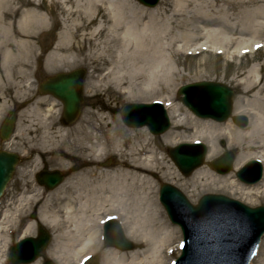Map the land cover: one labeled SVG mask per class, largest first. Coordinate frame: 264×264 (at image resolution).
<instances>
[{
	"label": "bare ground",
	"instance_id": "1",
	"mask_svg": "<svg viewBox=\"0 0 264 264\" xmlns=\"http://www.w3.org/2000/svg\"><path fill=\"white\" fill-rule=\"evenodd\" d=\"M2 1L7 0L0 2L8 8L7 2ZM50 1L49 6L55 11L50 17L41 12L38 0L24 2L15 24L26 32L31 30L46 34L53 31L57 23L59 29L55 42L51 51L44 56V63L51 69L95 63L100 67V79L106 93L105 107L94 111L90 122L88 120L86 123V117H83L74 126L75 154L57 153L59 161L79 159L87 165L75 176L67 178L55 191H60L66 224L63 234L68 237L67 243L58 248H71L70 253L74 257L99 251V215L107 210L116 211L122 219L125 235L136 242L140 250L120 254L115 249H108L103 254L102 264H164V247L173 243L176 232L173 226L164 221L155 200V186L148 175L163 169L170 162L165 154L167 147L187 141V137L178 132L183 129L194 132L196 136L193 141L206 140L208 160H213L219 152L214 137L217 135L224 136L229 147L238 151L233 172L216 174L210 167L214 159L207 164L208 168L200 166L192 173V185L196 181H204L217 190H231L243 199L260 197L264 201V75H259L256 64L240 73L243 75L239 82L242 95L234 102L237 114L249 119L245 128L229 122L217 125V122L192 115L191 127H188L185 116L181 118L171 99H159L165 107L171 129L159 136L161 147L154 148L151 145L155 139L149 137L147 130L129 132L118 124L112 112L106 114L113 110L110 101L116 102L121 98L138 101L168 93V87L178 76L172 65L173 54L178 52L173 47L178 41L183 46L201 42L202 52L218 47L230 54L229 50L236 46L239 52L248 53L247 50L258 43L261 48L255 54L263 51L264 0H165L168 2V15L163 12L164 17L159 16V10L143 8L134 0ZM250 4L259 5L249 7ZM236 8L241 11L239 26L233 22L232 12ZM176 29H181L180 36L170 37L171 31ZM242 33L245 34L240 40L238 37ZM229 34L233 38H229ZM255 39L258 41L248 47V43ZM7 55L10 57V54ZM37 105L28 109H39ZM95 121L97 127L94 126ZM84 122L86 128H83ZM55 127H59V133L63 125L59 121ZM47 140L39 138L43 146ZM109 154L117 158L118 166L113 170L102 168ZM250 159L263 166L262 178L255 184H245L233 174ZM175 171L172 173L177 177L180 172ZM183 186L188 187L186 182ZM67 187L71 188L69 192L64 191ZM25 195H21L19 206L26 200ZM18 210L19 207L15 208L14 215ZM58 214L46 208L39 213L38 219L44 225L55 228L59 223ZM33 224V221L28 224L24 235L33 232ZM58 238L56 236L54 240ZM248 238H252V233ZM212 241L216 244L219 261L215 259L210 264H227L232 242L219 237ZM6 248L7 244L0 237V264H6L3 262ZM58 253L55 247L50 257L58 264H66Z\"/></svg>",
	"mask_w": 264,
	"mask_h": 264
},
{
	"label": "rangeland",
	"instance_id": "2",
	"mask_svg": "<svg viewBox=\"0 0 264 264\" xmlns=\"http://www.w3.org/2000/svg\"><path fill=\"white\" fill-rule=\"evenodd\" d=\"M26 1L28 0H7V1H2V2H7V6H9V8H12V10L15 9V11L18 12L21 5ZM134 1L136 2L137 5H139V3L136 0ZM235 2H238V1H235ZM38 3L41 4V10L43 11V13L47 15V17H50V15H53L55 13V11L49 6L52 3L50 0H38ZM167 5H168L167 1L160 0L157 7L154 8L155 10L154 9H148V10H154V11L159 10L158 12L159 16L164 17V15H162L163 12H165L166 15H168ZM258 5L259 4H250L249 7L258 6ZM56 9L57 7L55 6V10ZM239 9L240 8H236L232 12L233 19H234L233 22L237 24L238 26L240 24V19H241V15H240L241 11ZM10 12L11 14L8 15V17L10 19H13L15 17L14 16L15 14L12 13V11ZM15 23L16 21H12L7 24L0 25V32L5 35V38L11 36L12 33H19L22 35L25 34V31L20 30L17 27V24ZM34 26L37 27L36 25ZM58 29H59V25L56 23L53 29L55 30V34L53 31L52 35L43 37L42 39L43 48L41 49H46L48 45V39L51 41H53V38L55 39ZM180 30L181 29H176V30L171 31L172 33L170 34V37H179L180 32H181ZM244 34L245 33H242V35H240L238 39L240 38V40H243L242 36H244ZM227 36L229 38H233L230 34ZM10 38L12 39V37ZM257 41L258 40L256 39L251 41L250 43H248V47L252 43L257 42ZM22 42L23 41L12 40L11 49H14L13 47H15L16 43L21 45ZM201 44L202 43L199 42L196 44L193 43V44H188L187 46H183V44H181L180 41H178V43L173 47V49L175 50L178 49V52L174 53L172 57V65L175 67L176 71L178 72V76L174 78V81H172L170 86L168 87L169 88L168 93H165L163 95H155L152 97H147L145 99H140L138 101H127L124 98H121L117 100L116 102L110 101V104L112 106L111 109L113 110L108 111V112L104 111V112H106V114H109L110 112H112L113 116H115V118L117 119L118 124L121 125L123 129L128 130L129 132H133V133L139 132L140 129H129L123 124L120 114H119V111L123 107V105L151 103L154 101H159V99L165 100L169 98L171 99L172 105L178 108L179 113L182 115L181 118L184 119V116H185L187 126L191 127L190 126V123H191L190 115L192 114L178 100L177 95H176L177 90L184 85L207 81V82L223 84L233 90L234 96L232 98V115H237L234 102L237 97H240L242 95L241 87L239 83L243 76V75L241 76V74L246 72L251 66L256 64L258 66L257 70L259 72V75L260 76L264 75V50L258 51L256 54L242 56L241 53H239L238 47L236 48V46H234L232 49L229 50L230 54H226L224 49L214 47V48H207L208 52H200L199 54L195 55L194 53L200 51V48L202 47ZM20 50L21 49L17 51L20 52ZM218 50H222L223 54L221 55L216 54ZM11 53L13 54L14 57H17L16 51L12 50ZM188 53H191V55H188ZM24 57H31V56L24 55ZM17 66L29 69V66H25V65L24 66L17 65ZM79 68L86 70V77H85V83H84V88H83L84 89V101H85L83 109L85 110L82 112V115L86 117L85 122L87 123L88 120L89 122L91 121L92 114L94 111H96V109H101L105 107L103 104L105 103L104 98L106 97V93H104L103 91L102 82L100 79V67L95 63L86 62L83 64L73 65L68 68H61V69L59 68L58 70L59 72H68V71H72V70L79 69ZM18 76L19 74L17 72L16 73L13 72L12 77H11L12 82L8 83L9 89L13 90V92H11V96L7 97V99L8 100L11 99V101L14 103H17L18 101L23 99L25 95L23 91H26V87L22 85L24 82H28V80L30 81V77L28 75L22 76L23 78H19ZM18 80L21 82H19L17 85L12 84L14 82H18ZM44 109H49V108L46 106L44 107ZM52 109H62V106L60 103H58V105L53 106ZM85 122L83 124V128H86L87 124ZM226 122L231 123L230 120ZM226 122L217 123V125L225 124ZM57 124L58 122L56 123V126ZM74 126H70V127H73L71 130L68 129L70 127L63 126V128L61 129L62 131L59 133L57 132L59 127L56 129V127L54 126L55 127L54 129L56 130H53V133L51 135L52 141H50L48 144L47 142H45L44 144L45 148L50 145L51 147L50 154L52 156L51 160L53 162L52 166L56 167L60 171H67L69 167H72V168L79 167V166H76V162H71V161L69 162L68 159H66L65 161H61V160L59 161L58 154H57L59 151H63L69 154L70 153L75 154L76 143L74 142L76 140V136H75L76 130L74 129ZM94 126L97 127L96 121H95ZM60 127L62 126L60 125ZM142 129L147 130V132H149L147 128H142ZM170 129H171V124H170L169 130ZM178 132L184 135L185 137H187V141L185 140L186 142L183 141L182 143H178L174 146H169L167 148L171 149V148H175L176 146L180 144H192L193 143L192 139L196 135L193 134L194 132L191 129L189 130L183 129V130H179ZM60 136H62V139L60 138ZM149 137L155 139V141L151 145L152 147L154 148L161 147L160 146L161 139L159 136H153L149 133ZM214 137H215V143H216L215 145L219 152L213 158V160L217 159L225 152H228V151L232 152L235 155V157L233 160L231 171L229 173L233 172L235 159L238 155L237 149H235L234 147H229L228 140L224 136L220 137L219 135H217ZM44 138H46V136H44ZM196 142H201L208 148L206 140L201 139ZM105 158H106L105 161L111 160L110 166L107 167L108 170H113L117 168L118 163H117V158L115 156L109 154ZM167 160L171 162L169 157ZM213 160L212 159L208 160L206 156L203 166H207L208 168L209 166L207 164L212 162ZM251 161L253 160L250 159L246 163L251 162ZM170 162H168V164L163 169L155 170L153 172H150V174L148 175V179L152 182L153 186H155V200L157 201V204L159 206L160 204L158 203V192H159L160 185L167 184V185H171L175 187L176 189H178L186 197L189 203H191L192 205H195L199 201V199L203 197L204 195H222L224 197L236 200L250 208L264 207V201L260 197L252 198V199H243L240 195L232 193L231 190L230 191L229 190H217L216 188L212 187V184L210 183L206 184L204 181H196L194 185H192V182L190 180L192 173L188 177H184L183 175H180V174H177L176 175L177 177H175L173 176L174 174L172 172L175 170L177 171V169L175 168L172 162L171 164H169ZM246 163H244L242 167ZM259 166L261 167L263 171V166L261 164H259ZM168 167L170 168L169 172H168ZM240 169H238L236 172L233 173L234 177H236V173ZM256 170H257L256 166H252L250 168V171L254 172ZM30 175H31L30 171L28 172L26 170H22L21 167L17 168L12 181L7 185L4 191L3 197L0 199V237L2 239V242H5L7 244V248L5 251L6 258L3 259V262L5 261L6 264H9V260H8L9 248L12 245H14L15 243H17L19 240L23 238H29V237L36 236L35 224H33L34 225L33 232L31 233L28 232L27 234L24 235V232L26 231L28 224L31 223L30 216L35 212L38 218L39 213L45 211L46 208H50V210L59 213L58 214L60 217L59 223L57 224V227L51 228V227L44 225L43 223L39 221L41 225H43L45 229H47L49 233L51 234V243L49 247L40 255L39 259H37L36 261L30 264H42L44 259L51 260L55 264H58V262H56L53 258L50 257V252H52L53 250L55 251V247L57 248L59 252L58 254L60 255L61 259L65 261L66 264L77 263L82 256L74 257L73 254L70 253L71 248L69 249H62L61 247L58 248V246H61L62 244H66L67 239H68L65 233L63 234L64 227L66 224H64L65 214L62 213L63 202L62 200H60V196H61L60 191L51 193L47 197H43V199L42 197L40 198L41 194L38 192L30 193L34 191L32 190V187H30L31 184L28 182L30 181V178H31ZM184 182L187 183L188 187L185 188L183 186ZM70 189H71L70 187H67L65 188L64 191L69 192ZM23 193H26L25 196H28V197H26V200L23 202V204L19 206V200L21 198V194ZM17 207H19V210L14 215L15 208ZM160 208H161V213L164 218V221L167 224H170L161 206ZM112 214L114 215L107 216V215H112ZM99 216L101 218V225L106 218L114 217L115 220H117L121 224L123 232L125 234V230L122 225V219L120 218L119 214L116 211L110 212L107 210L106 212L101 213ZM101 225L99 226V233H98L99 234L98 243H99L100 250L97 252H94L92 254L93 255L92 258L86 264H102L103 254L106 252V250L111 249V248H105L102 243V240L100 239L101 234H102ZM170 225L171 227L173 226L172 224ZM173 227L175 228L176 237L173 243L169 245L166 244V247H164L163 254H162L163 260L165 259L164 264H169L172 260L177 259L180 255V251L178 250L177 245L181 241L182 237H181V233L179 229L176 226H173ZM56 236H59V238L55 241L54 238ZM125 237L127 240L133 243L134 250H138L140 248L136 242L128 239L126 235ZM130 252L125 251V252H120V254L130 253ZM250 264H264V236L261 239L257 256Z\"/></svg>",
	"mask_w": 264,
	"mask_h": 264
},
{
	"label": "water",
	"instance_id": "3",
	"mask_svg": "<svg viewBox=\"0 0 264 264\" xmlns=\"http://www.w3.org/2000/svg\"><path fill=\"white\" fill-rule=\"evenodd\" d=\"M138 1L153 7L158 0ZM83 77L82 72L60 75L42 87L61 101L67 122L73 121L81 109ZM180 95L184 96L180 99L183 106L199 118L224 122L230 116L233 92L221 84L203 82L187 85L179 90L178 96ZM121 117L128 127L147 126L154 135L162 134L169 128L167 115L159 104L126 105L121 111ZM232 121L239 127L246 126L244 117H234ZM166 151L185 176L203 164L206 152L201 144H183ZM232 160L233 154L225 153L210 167L218 174H226L231 169ZM17 163L15 155L0 153V196ZM252 166H256L257 170L250 171ZM236 176L245 184H254L261 179L262 171L257 163H249ZM48 181L52 183L48 187L53 188L59 177L51 175ZM159 201L171 223L178 226L183 235L181 256L175 264H210L215 259L219 261L216 244L212 241L216 237L232 242L227 264H247L264 233V208L250 209L239 202L215 195H206L199 200L197 206H192L177 189L169 185L161 186ZM251 233L252 238L249 239L248 235ZM104 234L107 246L121 250L132 248L124 239L117 223L109 222ZM48 242L47 232L38 226L37 239H25L11 247L10 263L28 264L35 261ZM43 264L52 263L44 261Z\"/></svg>",
	"mask_w": 264,
	"mask_h": 264
},
{
	"label": "flooded vegetation",
	"instance_id": "4",
	"mask_svg": "<svg viewBox=\"0 0 264 264\" xmlns=\"http://www.w3.org/2000/svg\"><path fill=\"white\" fill-rule=\"evenodd\" d=\"M3 4L0 3V25L1 24H7L12 21H17V18L19 16V12L12 11L14 13L15 17L13 19H10L8 15L11 14L10 9H4ZM50 36V35H49ZM12 37V39L10 38ZM50 38V37H49ZM19 39V40H17ZM43 36L40 32H33L28 36L27 34H19V33H12L11 36L5 38V35L0 32V94L5 93L6 95H9L7 91H5L6 88V82L10 80L11 75V64L12 66L15 64H28L30 66V70L24 69L27 74H29L32 77L33 85L31 86V92L27 95L24 101L21 103L13 104L12 109H0L3 112L7 111H13L17 118H20V135L19 140L17 139V132H16V124L13 130V133L11 134L10 138L7 141H3L0 137V149L1 150H7V151H15L19 152L22 157V163H21V169L23 166V169H27L30 171L29 167H32V177L30 179V183L38 190H40L43 193H47L45 190L40 189L37 187V181L40 180V178H37L36 173L40 168H44L46 170H56L52 166V163L50 162L49 165H45V160L50 155L49 154L50 148L48 150H44L41 145V141H39L40 137H43V128H47V142L51 141V134L54 130V124L59 122L60 119V110L61 109H28L32 105L36 103H43L45 102L46 105H49L50 101H54L50 96H42L38 92V86L39 84L45 82V80L48 77H53L58 74V72H55L53 69L49 68V66H46L43 62V56L44 54L48 53L50 49L52 48L53 41L48 39V45L46 49L43 48L42 43ZM23 41V42H29L30 49H33L32 51H35V54L31 53V57H24V54L27 53V51H22L21 53L17 50L21 49L19 47H13L14 49H11V41ZM38 40V42H37ZM39 49V51H38ZM7 50H13L16 51L17 57H14L13 60L7 61L5 59V54ZM23 50V49H21ZM29 50V49H28ZM38 55V57L33 55ZM23 70L22 68H20ZM5 96V95H4ZM56 102V101H55ZM3 106H1L2 108ZM85 110V109H83ZM62 122V121H61ZM1 126V121H0ZM50 147V146H49ZM30 163V164H29ZM32 163V164H31ZM41 163L44 167H38L37 165ZM29 164V165H28ZM40 165V164H39ZM34 169V170H33Z\"/></svg>",
	"mask_w": 264,
	"mask_h": 264
}]
</instances>
